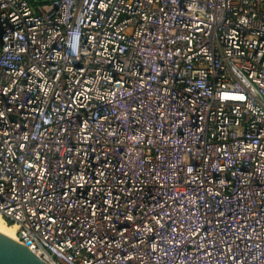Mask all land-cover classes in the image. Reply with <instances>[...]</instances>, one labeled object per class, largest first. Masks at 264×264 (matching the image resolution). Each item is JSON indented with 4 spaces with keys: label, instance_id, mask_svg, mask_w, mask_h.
<instances>
[{
    "label": "built area",
    "instance_id": "obj_1",
    "mask_svg": "<svg viewBox=\"0 0 264 264\" xmlns=\"http://www.w3.org/2000/svg\"><path fill=\"white\" fill-rule=\"evenodd\" d=\"M0 218L47 264H264V0H0Z\"/></svg>",
    "mask_w": 264,
    "mask_h": 264
},
{
    "label": "water",
    "instance_id": "obj_2",
    "mask_svg": "<svg viewBox=\"0 0 264 264\" xmlns=\"http://www.w3.org/2000/svg\"><path fill=\"white\" fill-rule=\"evenodd\" d=\"M0 264H47L34 250L0 233Z\"/></svg>",
    "mask_w": 264,
    "mask_h": 264
},
{
    "label": "bare ground",
    "instance_id": "obj_3",
    "mask_svg": "<svg viewBox=\"0 0 264 264\" xmlns=\"http://www.w3.org/2000/svg\"><path fill=\"white\" fill-rule=\"evenodd\" d=\"M0 233L15 240V228L9 226L4 223V221L0 218Z\"/></svg>",
    "mask_w": 264,
    "mask_h": 264
},
{
    "label": "rangeland",
    "instance_id": "obj_4",
    "mask_svg": "<svg viewBox=\"0 0 264 264\" xmlns=\"http://www.w3.org/2000/svg\"><path fill=\"white\" fill-rule=\"evenodd\" d=\"M33 1H34V2H39V1H42V2H43L44 0H33Z\"/></svg>",
    "mask_w": 264,
    "mask_h": 264
}]
</instances>
